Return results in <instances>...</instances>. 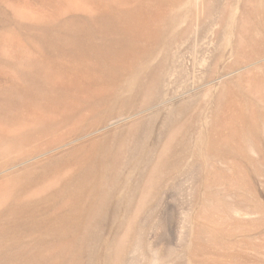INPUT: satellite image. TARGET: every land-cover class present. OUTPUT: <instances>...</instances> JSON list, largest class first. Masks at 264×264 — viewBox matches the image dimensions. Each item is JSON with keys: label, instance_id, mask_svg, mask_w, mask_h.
I'll return each instance as SVG.
<instances>
[{"label": "rangeland", "instance_id": "obj_1", "mask_svg": "<svg viewBox=\"0 0 264 264\" xmlns=\"http://www.w3.org/2000/svg\"><path fill=\"white\" fill-rule=\"evenodd\" d=\"M0 264H264V0H0Z\"/></svg>", "mask_w": 264, "mask_h": 264}, {"label": "bare ground", "instance_id": "obj_2", "mask_svg": "<svg viewBox=\"0 0 264 264\" xmlns=\"http://www.w3.org/2000/svg\"><path fill=\"white\" fill-rule=\"evenodd\" d=\"M71 5V4H70ZM76 8V7H75ZM203 8V7H202ZM20 13V12H19ZM30 13V12H29ZM204 13V12H203ZM26 15V14H25ZM33 17V16H32ZM36 17H39V16H36ZM27 18V17H26Z\"/></svg>", "mask_w": 264, "mask_h": 264}]
</instances>
